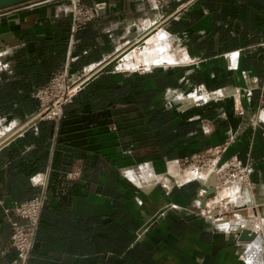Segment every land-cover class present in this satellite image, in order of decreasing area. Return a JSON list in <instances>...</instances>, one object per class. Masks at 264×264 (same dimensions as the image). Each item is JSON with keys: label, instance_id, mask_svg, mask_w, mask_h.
<instances>
[{"label": "crops", "instance_id": "0c3cea01", "mask_svg": "<svg viewBox=\"0 0 264 264\" xmlns=\"http://www.w3.org/2000/svg\"><path fill=\"white\" fill-rule=\"evenodd\" d=\"M75 1L0 10V263L16 256L3 206L44 196L26 264H250L233 207L210 212L208 197L201 208V185L177 181V162L220 150L264 201V0H78L104 6L73 31ZM147 30L164 33L176 62L90 78ZM61 72L77 85L55 118H36V92ZM187 82L211 101L164 108L162 91ZM144 166L161 175L130 171Z\"/></svg>", "mask_w": 264, "mask_h": 264}, {"label": "rangeland", "instance_id": "374dc122", "mask_svg": "<svg viewBox=\"0 0 264 264\" xmlns=\"http://www.w3.org/2000/svg\"><path fill=\"white\" fill-rule=\"evenodd\" d=\"M155 31H157V30H153L152 32H149V30L145 31L144 33H146V34L144 35V38L143 39H145L146 37H150L152 35H155L156 34ZM137 32H138V30H137ZM138 33H140V32H138ZM166 41H167L166 39L163 40V41L160 40V41H158V44H161V45L163 44V46L166 44L165 47H167V49H169L168 48V43ZM125 49L126 48H123V50L120 51V52H123L124 51L122 54L119 55L121 57V59H122L123 55L126 52H128L129 50H131L132 48L127 49V50H125ZM172 56H174V55H172ZM121 59L118 62L113 63L112 66L110 67V69H112L114 71H118V72L119 71L130 72V71H133V70H141V71L144 70L143 68H140L143 65L142 62L135 63L134 64L135 67L132 68V69H129V70L128 69H125V66L123 64V61ZM174 65H167L166 67L170 68L171 66L173 67ZM149 68H151V67H149ZM182 68H185V67H182ZM188 68H190V67H188ZM188 74L191 75L192 78H193V80L195 81V79H196L195 77L198 75V71L194 69L193 71H190ZM206 89L203 88V87H201V86H198L196 84V82H187L185 86L180 87V88H176V89H169V90L165 89L161 93V96H162V98H161L162 105H163L164 108L166 107L167 110H169V111H176V110L179 111V108L180 107L184 108V106H187L189 108H201L202 105L204 106L208 102L211 101V98L208 95L211 92H209L208 89L207 90ZM59 90L60 89H56V88L54 89V91H53L54 97L51 96V98H52L51 104L54 103L55 100L58 99L57 96L60 94V91ZM192 93L198 95L199 98L196 99V100L195 99L193 100V99L189 98L190 94H192ZM174 96H179V98L174 99ZM216 150L210 151L209 153L202 154V155H197V156H193V157H187V160H184V158H182L181 160H179L177 162V165L180 167V169H182V171L184 170L183 173L186 172L187 169L190 170V168H193V169H196L197 170L196 173H199L198 174V177L190 179L191 181L189 180V182H193L195 185H199V186L201 185L199 176H205V175H207L206 173H210V172H213L214 173V169L216 170V172H217V184H216V187H213L214 191L211 194L208 195V197H210V198L214 197L216 195V193L217 194L221 193L229 185L236 183L237 181L236 182H231V183H228V184L224 185L229 180L234 179L237 176L241 178V183L243 182L245 184H248V181H246L245 173L244 172H239V168H238L239 166H235V167L229 166V162L236 161L237 159L236 158H231V157L226 158V159H222L221 158V152H216ZM144 169L145 170H148L150 173H152L154 175H161V174H155V172L149 166H147V167L144 166L141 170L140 169H137V170L134 169V170H130V171L139 174V173L143 172ZM201 173H204V174L201 175ZM247 178L249 179V176H247ZM161 180L162 181L165 180V177L162 176ZM171 181H172V183H174L176 185L179 184L178 182L175 181V178H173V177L171 178ZM180 182H181V180H180ZM134 186H136V188H137V185L135 183H134ZM157 188H159V189L162 188L163 189L164 186L160 182V183H158ZM226 193L232 194V193H237V191L235 190L233 192H228L226 190ZM245 193H246V196H247V192H245ZM234 196L235 195L230 196V200H229L230 201V205H231L230 207H233V203H236L237 201H238L237 203H239V204H241V202H242V199H239V200L236 201V199L233 198ZM240 212L241 213L243 212V213L241 215L238 214V216H237V214L234 213V216L231 217L232 221H230V223H229L230 226H231V228H235L237 225L243 224L242 219H246L248 216H250V214H252V213H250L251 211H249L247 213H244L243 210L242 211H239L237 213H240ZM241 216L242 217L245 216V217L242 218ZM238 217H239L240 220L237 219ZM233 218H235V219H233ZM246 224L244 223L241 227H244V226H248L249 225V223H246ZM258 238L255 241L256 243L254 242L252 249H251V247L249 248L247 246V248L245 250V253H244L245 259L249 263H250V261H252L250 264H252V263L254 264L255 258L256 259L257 258H260L261 252L263 251V247L261 246L262 241L260 239L258 240ZM254 247L255 248L258 247V248L255 249ZM248 250L252 251L251 254H250V252H248L249 255H251V256H247L246 255V254H248L247 253ZM258 254H259V256H258ZM250 257H252V258H250ZM249 259H250V261H249Z\"/></svg>", "mask_w": 264, "mask_h": 264}, {"label": "built area", "instance_id": "2783aa9c", "mask_svg": "<svg viewBox=\"0 0 264 264\" xmlns=\"http://www.w3.org/2000/svg\"><path fill=\"white\" fill-rule=\"evenodd\" d=\"M172 0H151L152 4L156 8H162L167 6ZM104 6V3H93L92 5H84L78 0L74 3L72 10V30H79L83 28L88 22L93 20L97 14V10ZM63 72L57 73L51 80L50 84L36 92V97L39 100V112L36 118H47L53 119L57 114L50 116L49 112L54 108V103L51 104L52 98L54 97L53 91L59 83H66V88L59 90L60 94L57 96L58 99L62 96V100L58 102L61 105L66 101L71 92L68 91L69 87L74 84L75 79L67 78ZM69 81V83H68ZM47 112L43 113V111ZM220 150H216L219 152ZM187 160V158H184ZM228 165V164H227ZM229 166H239V172H244L246 181H248L249 170L247 167L242 166L239 160L229 162ZM249 184V183H248ZM247 184V185H248ZM44 196H37L32 199L13 202L9 206H3L4 216L8 222L11 232L9 235L8 248L14 249L16 256L14 259L2 262L0 264H26L29 258L30 252L34 246L36 239V232L38 227V221L40 217L41 208L43 205ZM256 224L260 223V217L256 221ZM262 227V225H261Z\"/></svg>", "mask_w": 264, "mask_h": 264}, {"label": "bare ground", "instance_id": "6f19581e", "mask_svg": "<svg viewBox=\"0 0 264 264\" xmlns=\"http://www.w3.org/2000/svg\"><path fill=\"white\" fill-rule=\"evenodd\" d=\"M165 39L166 38H165L164 33L162 31H160V32H157L155 35H152L150 37H146L144 39L143 45L142 44L135 45L131 50H129L128 52H126L123 55L122 59H121L123 61V64L125 66V69H128V70L129 69H132V68L135 67L134 66L135 63H140V62L143 63V65L140 68H143L144 70L145 69H149V67L154 66V65L172 64V63L176 62L175 57L172 56L171 53H170V51H169L170 49H167V47H165L166 44L164 46H163V44L162 45L161 44H158V41H160V40L163 41ZM168 48H169V46H168ZM90 72L88 71L87 74H89ZM92 72H93V70H92ZM92 72H91V74H92ZM74 84H75V81H74ZM74 84L71 85V87H69V89H68L69 92H72L73 91V89L75 87ZM75 85H77V84H75ZM65 88H66V83H63V82L62 83H59L56 86V89H60V90H63ZM60 100H62V96H60L59 99L55 100V102H54V108L52 109V111L49 112L50 116H52L54 114H57L59 112L60 105L58 104V102H60ZM193 100H194V98H193ZM45 112H47V110L43 111V113H45ZM196 172H197L196 169H193V168H190V170L187 169L186 172L181 173L179 176H177V181H180L181 180V182L182 181H186L187 182V181H189L192 178H196V177H198V174H199V173H196ZM202 174H204V173H201V175ZM206 174L207 175H205V176H199L201 184L203 186H206V187H209V188L216 187V184H217V172H216V170L214 169V173L213 172H210V173H206ZM231 182H236V183L229 185L226 189H224L221 193H219L220 195L216 193V195L214 197L210 198V200L208 202V206L211 209L209 211L210 212L216 211L217 208H218V203H221V206L222 207L231 206L230 205V201H229L230 200V196L235 195L233 198H235L236 201L239 200V199H242L241 204L237 203L238 201L236 203H233V209H231L229 213L232 216H234V213L237 214V216H238V214L241 215L243 213V212L242 213L241 212L240 213H237L239 211H242L243 210L244 213H247V212L251 211L250 213H252V214H250V216H248L246 219H242L243 224L244 223L245 224L246 223H249V225L248 226L241 227L243 224H239L238 223L239 225H237L235 228H237V229H239V228H248L250 231L255 232L256 233V238L254 239V242H255L256 239L258 238V236L260 237L259 234H263L261 232L262 231L261 225H263L262 220L260 219V223L259 224H256L257 223L256 221L259 219V214H260V211L258 212V210H257V208H258L257 206H260V205H255V210H254V207H252V206L250 207L249 206L250 201L253 200V198L251 197L252 196V190L250 189V187L247 184H245L243 182L241 183V178L240 177L237 176L234 179L229 180L224 185H226L228 183H231ZM226 190L228 192H233V191L236 190L237 193H232V194L229 193L228 194V193H226ZM203 192H204V189H201L200 195L203 194ZM245 192H247V196H246V193ZM245 204H248V205L245 206ZM248 206H249V209H248ZM260 208H261L262 215H264L263 206H260ZM244 217H242V218H244ZM228 218L230 219V217H226V216L224 217V216L220 215L217 218V220L218 221H223V220L225 221L226 220V222H227L228 221ZM233 219H235V218H233ZM237 219H239V217ZM231 221H232V219H231ZM258 240H259V238H258ZM248 244H252V243L250 242ZM257 248H255V249H257ZM251 249H252V247H251ZM248 252H250V254H251L252 251L248 250L247 253ZM259 254H258V256H259ZM246 255L247 256H251V255H249V253L246 254ZM250 258H252V257H250ZM255 260H256V258H255ZM257 260H258V258H257ZM259 260H261V259H259ZM249 261H250V259H249ZM251 262L252 261H250V263ZM258 262L259 261H257V263ZM261 263H263V262H261Z\"/></svg>", "mask_w": 264, "mask_h": 264}, {"label": "water", "instance_id": "95a60500", "mask_svg": "<svg viewBox=\"0 0 264 264\" xmlns=\"http://www.w3.org/2000/svg\"><path fill=\"white\" fill-rule=\"evenodd\" d=\"M30 1H34V0H0V10L7 9V8H11L13 6H17V5H20V4H23V3H26V2H30ZM148 28L149 27H146L144 29H148ZM145 34L146 33L142 34L138 38V41H135L134 40V38L137 37V34L131 35L129 39L132 42H130L128 44V46L130 45L129 47H133L134 45L143 44L144 39H142L141 37L144 36ZM1 38H4V36H0V39ZM119 55H120V53L118 52L117 54H115L114 56H112L111 58H109L108 60H106V61L101 62L100 64H98L97 70L95 72H93V74H91L90 78L93 77V76H95L96 74L101 73L106 68L110 67L113 63H115L116 61H118L119 59H121V57ZM121 72L128 73V72H124V71H121ZM201 189H204V193L201 194V208L205 209L206 208V205H207L208 195L211 194L214 191V189H213V187L212 188H209V187L203 186L202 184H201ZM263 202L264 201H262L261 199H256V200L253 199L252 200V203H251L252 204L251 206L252 207H255V205H263ZM246 205H248V204H245V206ZM257 207H258L257 208L258 212L260 211L259 217H260V219L263 222L262 231L261 232L263 233V236H264V215H262V213H261L260 206H257ZM237 230L238 231L235 234L237 235V239H238L239 242H242V243H250V242L254 241V239L256 238V233L253 232V231H250L248 228H239Z\"/></svg>", "mask_w": 264, "mask_h": 264}, {"label": "trees", "instance_id": "16d2710c", "mask_svg": "<svg viewBox=\"0 0 264 264\" xmlns=\"http://www.w3.org/2000/svg\"><path fill=\"white\" fill-rule=\"evenodd\" d=\"M78 121L80 122V124L82 125V122H84V120H80V119H78ZM71 124H69L68 126H69V128H73V126H77V125H75V124H73V121H71L70 122ZM65 124H64V120H61V122H60V126H59V128H60V132H61V130L63 129V126H64ZM83 136V135H82ZM78 137H80V136H78ZM38 228V227H37ZM37 233V232H36Z\"/></svg>", "mask_w": 264, "mask_h": 264}]
</instances>
